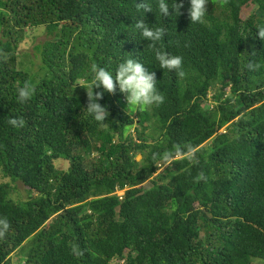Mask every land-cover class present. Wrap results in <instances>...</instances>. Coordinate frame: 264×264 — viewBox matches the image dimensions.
<instances>
[{
    "label": "trees",
    "instance_id": "1",
    "mask_svg": "<svg viewBox=\"0 0 264 264\" xmlns=\"http://www.w3.org/2000/svg\"><path fill=\"white\" fill-rule=\"evenodd\" d=\"M136 2L0 0V264L17 249L19 264L264 262V0H209L202 24L188 0L176 17ZM140 19L165 29L157 47L183 57L184 77L158 66L134 34ZM40 29L32 70L18 50ZM128 57L165 100L130 115L118 89L105 92L97 123L84 108L91 67ZM25 82L35 93L21 104ZM17 182L26 200L12 198Z\"/></svg>",
    "mask_w": 264,
    "mask_h": 264
},
{
    "label": "clouds",
    "instance_id": "2",
    "mask_svg": "<svg viewBox=\"0 0 264 264\" xmlns=\"http://www.w3.org/2000/svg\"><path fill=\"white\" fill-rule=\"evenodd\" d=\"M209 0H188V17L191 24H202L208 14L207 5ZM138 12L153 11L152 0H139L136 2ZM156 7L160 16L176 17L181 14L184 7V0H157ZM173 11H169V9ZM142 15V16H143ZM135 33L143 39L150 41L152 52L158 66L170 73L174 72L178 77H184L183 57L180 55H170L167 51L157 47V44L165 35L163 27H152L145 23L143 19L137 20L135 25ZM258 36L264 40V27H257ZM251 67V65H249ZM91 78L84 86L87 90V105L84 106L88 116L95 122L103 123L109 114L108 107L102 105L100 101L104 97V93L114 94L117 89L125 96L127 112L131 115L138 110H145L151 106L162 104L165 97L161 94L158 87L155 72L149 71L143 62L136 59L126 58L120 62L114 70L105 67L93 65L91 67ZM79 84V83H78ZM81 85V84H79ZM35 93V87L30 82H25L16 92V99L23 104L29 101ZM23 119L10 118L8 124L15 128L24 126ZM171 153H164L162 159L167 161ZM186 158H194V150L191 147L186 149ZM203 179V177H201ZM9 222L6 218H0V235L7 232Z\"/></svg>",
    "mask_w": 264,
    "mask_h": 264
},
{
    "label": "rangeland",
    "instance_id": "3",
    "mask_svg": "<svg viewBox=\"0 0 264 264\" xmlns=\"http://www.w3.org/2000/svg\"><path fill=\"white\" fill-rule=\"evenodd\" d=\"M256 9H257V5H255L254 3L249 4V5L244 7L243 12H242V16L247 17L250 13H252ZM0 28H1V25H0ZM30 31H32V30H30ZM0 36H1V31H0ZM46 38H47V36L43 33V30L40 29L39 31L36 32L35 36L31 35V33L26 34L24 36V41H22V44L20 43V48L18 50L19 51V54H18L19 59H20V56H22L23 60H24V57H27L30 54L31 55V61L32 62L35 61V64H33V65L31 63L28 64L29 68H32V70H34L36 63H38V58H37V56L35 57L36 51H35L34 47L38 43L46 40ZM24 54H25V56H24ZM212 94H213V91L209 92V96H211ZM140 158H141V156L138 155V159H140ZM57 165L64 168V169H67L69 166V162L63 161L62 159H59V160H57ZM6 181H9V180H6ZM15 186H16V189L12 193V198L26 200L28 198V193H27V190L24 187V185H22V183H20V182H17L15 184ZM117 193L123 194L124 190H118ZM23 255H24V252L17 249L12 254V260L14 261L15 264H19V260H21ZM257 261L258 262H256V264H260V263L264 264V262H259V260H257Z\"/></svg>",
    "mask_w": 264,
    "mask_h": 264
},
{
    "label": "bare ground",
    "instance_id": "4",
    "mask_svg": "<svg viewBox=\"0 0 264 264\" xmlns=\"http://www.w3.org/2000/svg\"><path fill=\"white\" fill-rule=\"evenodd\" d=\"M134 136V135H133Z\"/></svg>",
    "mask_w": 264,
    "mask_h": 264
}]
</instances>
